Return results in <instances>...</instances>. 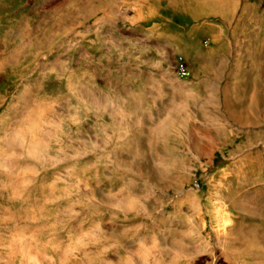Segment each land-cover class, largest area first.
Returning <instances> with one entry per match:
<instances>
[{
  "label": "rangeland",
  "instance_id": "obj_1",
  "mask_svg": "<svg viewBox=\"0 0 264 264\" xmlns=\"http://www.w3.org/2000/svg\"><path fill=\"white\" fill-rule=\"evenodd\" d=\"M0 264H264V0H0Z\"/></svg>",
  "mask_w": 264,
  "mask_h": 264
},
{
  "label": "bare ground",
  "instance_id": "obj_2",
  "mask_svg": "<svg viewBox=\"0 0 264 264\" xmlns=\"http://www.w3.org/2000/svg\"><path fill=\"white\" fill-rule=\"evenodd\" d=\"M24 140H25V139H24ZM32 150H33V149H32ZM32 150H31V151H32Z\"/></svg>",
  "mask_w": 264,
  "mask_h": 264
}]
</instances>
